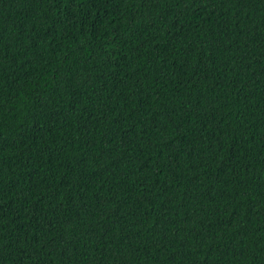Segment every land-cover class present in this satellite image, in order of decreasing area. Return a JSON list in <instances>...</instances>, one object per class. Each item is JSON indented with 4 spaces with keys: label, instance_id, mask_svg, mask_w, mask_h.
<instances>
[{
    "label": "trees",
    "instance_id": "16d2710c",
    "mask_svg": "<svg viewBox=\"0 0 264 264\" xmlns=\"http://www.w3.org/2000/svg\"><path fill=\"white\" fill-rule=\"evenodd\" d=\"M0 264H264V0H0Z\"/></svg>",
    "mask_w": 264,
    "mask_h": 264
}]
</instances>
